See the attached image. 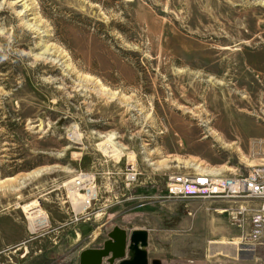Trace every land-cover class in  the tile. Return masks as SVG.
Masks as SVG:
<instances>
[{"label":"rangeland","instance_id":"obj_1","mask_svg":"<svg viewBox=\"0 0 264 264\" xmlns=\"http://www.w3.org/2000/svg\"><path fill=\"white\" fill-rule=\"evenodd\" d=\"M130 165L132 187L151 174L162 187L126 189ZM262 165L264 0H0V209L31 231L36 204L53 231L35 239L56 235L52 259L13 264H79L115 227L147 232L149 264H264V236L242 242L243 200L165 193L171 175ZM83 173L96 178L94 211L111 205L99 229L67 225V183Z\"/></svg>","mask_w":264,"mask_h":264},{"label":"built area","instance_id":"obj_2","mask_svg":"<svg viewBox=\"0 0 264 264\" xmlns=\"http://www.w3.org/2000/svg\"><path fill=\"white\" fill-rule=\"evenodd\" d=\"M131 169L127 171L125 177V188L130 189L137 180L135 167L130 165ZM72 183H67V191L73 198V194L78 196L76 204H73L67 197L69 208L76 207V211H71L72 217L67 225H78L80 223L90 222L101 228L109 207L105 206L99 211L92 208L97 201L98 193L96 191V178L94 175L83 173L79 174ZM70 181V182H71ZM165 193L169 199L187 200L196 199L202 201H244L235 213L238 218L247 214L249 217V232L242 239L245 245H253L264 236V165L252 168L246 175H235L229 177L214 176L210 174L186 175L177 174L168 176L165 182ZM74 199V198H73ZM257 203L255 208L249 206V203ZM39 208V206H38ZM30 212V211H29ZM26 214V213H24ZM27 219V218H26ZM45 223L41 226L38 222V230L31 232L29 224L27 227L29 239L38 238L41 235L52 232L51 223L45 215ZM29 223V221H28ZM8 251H0V256ZM24 257V254L21 258Z\"/></svg>","mask_w":264,"mask_h":264},{"label":"crops","instance_id":"obj_3","mask_svg":"<svg viewBox=\"0 0 264 264\" xmlns=\"http://www.w3.org/2000/svg\"><path fill=\"white\" fill-rule=\"evenodd\" d=\"M234 169V168H233ZM236 169L233 170L235 172ZM211 175H219V174H227L231 171H226L222 169V167L211 168L207 171ZM147 186L146 190L153 192V190L162 187L160 178L156 174H151L144 183H137L134 185L133 192H135V188L138 186ZM61 214L65 216L63 221L53 219V228L58 232V240L59 242H63V247L67 246L71 243V237L68 233L69 228H65L62 226V222L67 221L70 217V214L67 210L63 209ZM47 243L44 241L46 239H29L28 230L25 227V224L20 220L19 215L9 208H1L0 209V251L7 250L8 251L0 256V264H13L14 258H21L22 255L26 254V257L30 256V251H33V256L39 257L40 255L49 256L52 259L55 254V232L47 237ZM105 242V241H104ZM23 243V245H22ZM30 259V257H29ZM24 264V262H21ZM25 264H29L28 261Z\"/></svg>","mask_w":264,"mask_h":264},{"label":"water","instance_id":"obj_4","mask_svg":"<svg viewBox=\"0 0 264 264\" xmlns=\"http://www.w3.org/2000/svg\"><path fill=\"white\" fill-rule=\"evenodd\" d=\"M148 234L135 230L130 234L115 227L100 249H89L80 253L79 264H149L147 255ZM150 264H161L153 260Z\"/></svg>","mask_w":264,"mask_h":264},{"label":"bare ground","instance_id":"obj_5","mask_svg":"<svg viewBox=\"0 0 264 264\" xmlns=\"http://www.w3.org/2000/svg\"><path fill=\"white\" fill-rule=\"evenodd\" d=\"M71 139L73 140V141H75V142H78L79 140H78V137L75 135V134H73L72 136H71ZM103 148V152L104 153H106L107 155H110V154H113L114 153V151L113 150H111L110 148H109V146H103L102 147ZM70 183H72V182H70ZM73 196H74V198H75V200H77L78 199V196L77 195H75V194H73ZM28 205H30V204H28ZM36 204H34V206H35ZM33 205H30L29 207H32V209L31 210H33L34 212H32V213H30L29 215H30V221H31V228H32V230H31V232H35V231H37L38 230V222H41L42 224H41V226L45 223V218L44 217H40V219L38 220V215H40L41 214V212L38 210V209H36V207L37 206H35L34 207ZM27 208V207H26ZM38 208V207H37ZM26 210V209H25ZM27 211H28V209H27ZM28 215V214H27ZM42 215V214H41ZM33 220V221H32Z\"/></svg>","mask_w":264,"mask_h":264},{"label":"trees","instance_id":"obj_6","mask_svg":"<svg viewBox=\"0 0 264 264\" xmlns=\"http://www.w3.org/2000/svg\"><path fill=\"white\" fill-rule=\"evenodd\" d=\"M46 18H47V19H50V18L48 17V15L46 16Z\"/></svg>","mask_w":264,"mask_h":264}]
</instances>
